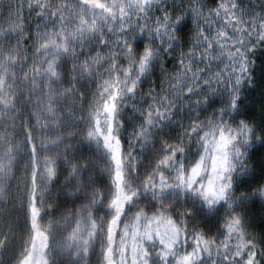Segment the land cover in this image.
Listing matches in <instances>:
<instances>
[{
	"label": "snow or ice",
	"instance_id": "1",
	"mask_svg": "<svg viewBox=\"0 0 264 264\" xmlns=\"http://www.w3.org/2000/svg\"><path fill=\"white\" fill-rule=\"evenodd\" d=\"M149 3L150 0H77L75 4L66 2L53 5L45 0H35L34 4L28 5V13L24 12L23 7L16 16L10 12L6 20L9 31L16 30V17L27 21L33 15L43 23L48 18L55 19L60 28L33 30L29 25L28 34L23 39L26 46L24 49L17 44L13 50L11 37L7 38L6 50L0 53V117L10 116L15 106V95L11 93L13 88L20 86L15 79V64L18 60L22 59L24 62L25 80L35 87L38 81L34 77L37 75L56 78L59 57L69 49L68 41L75 37L83 44L95 36L101 51L94 62L103 63V48L108 42L104 28L111 29L119 22L120 31L126 32L129 27L127 21L131 19L133 12L136 13L139 24L141 14ZM213 4L215 7L209 10V14L219 17V21L212 22L216 23V28L210 30L209 25L202 24L199 35L194 37V43L187 48V53L214 58L217 55L228 57L236 85L232 107L239 109L242 102L238 86L244 82L252 83L248 77L251 65L255 63L252 56L256 45L253 41L245 44V29L238 28L237 37L225 27L237 21L234 0H213ZM169 15L167 11L162 16L158 15L155 18L156 27H167ZM68 24L71 26L70 32L66 30ZM260 27L258 35L264 43V21L260 22ZM120 39L139 63L118 65L114 58L116 53L112 52L110 67L116 70L100 78L96 92L87 105V121L81 128L85 138L96 142L107 156L106 161H89V167L107 169L111 183L106 187H97L94 181H81L80 160L67 153L66 145L61 160L62 139L57 131L61 121L56 112L57 93L50 90L37 96L32 115L25 118L19 132L7 125L0 128V144L5 146V152L0 155V199L8 198L5 183L17 160H23L24 172L17 182L24 184V193L19 199L29 225V231L17 245L16 225L12 218L0 217L5 233L3 243H0V252H6L11 257V264H51L49 227L53 221L49 222L48 227L41 224L44 201L51 199V192L43 180L56 177L66 164L69 177L76 181L73 190L82 187L85 195L80 197V205L72 210H65L55 221L66 226V231L56 242V249L74 258L62 264H264V230L259 233L252 230L246 223L245 216L238 210L246 204L244 197L248 194L241 196L237 204L226 197L231 178L229 177L228 183L224 182L225 174L233 167V155L245 157L242 166L246 169L247 157L257 151L255 148L246 150L243 146L255 145L259 139L260 151L264 152V121L255 124L246 118L239 120L235 127L221 123L213 126L210 132L202 133V151L198 158H193L190 169L183 163L186 157L181 156L182 144H173L167 137L162 138L155 153L146 160L145 171L141 175L142 185L153 191V203L150 208L145 207L137 202L138 189L127 181L124 141L116 124L122 89L126 86L129 91H134L139 80L138 75L131 79L128 77L132 75L134 68L136 72L143 73L149 64L155 62L157 55L150 46H134L126 38ZM28 49L33 53L31 58L28 56ZM168 50L172 51L171 46H168ZM173 59H177V70L184 64L191 70L192 61L185 59L183 50L178 57L173 53ZM208 67H211L210 63ZM82 70L87 71V66ZM204 71L200 69L201 75ZM29 72L32 77H29ZM261 72L264 73V68H261ZM177 74L180 73H173V87L177 84ZM261 78L264 79V75ZM9 80L12 81L8 87L11 95L6 96L4 86ZM210 82L205 78V84ZM181 86L185 88L186 95L192 93L191 88ZM81 95L85 94L82 92ZM164 105L165 99L161 97L148 108L136 106L141 112V122L133 129L137 137H142L145 141L151 140L152 127L166 115L167 108ZM33 119L42 121L39 144L31 123ZM195 124L193 122L191 131H197ZM238 140L240 144H237ZM22 150H26V158ZM173 167L177 168V175L173 183H169L168 170ZM202 174H207V181H200L199 187H195ZM256 185L253 191L264 197V184L256 182ZM175 186L194 189L209 205L227 200V208L216 222L215 230L194 226L189 234L187 220L181 223L174 214V206L170 207L165 203L167 190Z\"/></svg>",
	"mask_w": 264,
	"mask_h": 264
},
{
	"label": "clouds",
	"instance_id": "2",
	"mask_svg": "<svg viewBox=\"0 0 264 264\" xmlns=\"http://www.w3.org/2000/svg\"><path fill=\"white\" fill-rule=\"evenodd\" d=\"M46 3L61 5L66 2L72 4L77 0H45ZM234 9L237 21L235 24L229 23L225 27L239 36L237 29H245L243 39L247 45L249 41L255 42V49L252 58L255 63L251 65L249 79L252 83L244 82L239 87V97L241 106L239 109L232 107L233 92L236 87L234 74L231 71V61L227 56L217 55L201 56L197 53L188 54L187 48L194 43V37L199 35V27L202 24L210 26V30L216 28L219 17L209 14V10L214 8L213 0H150L146 10L141 14L139 24H137L136 13L133 12L131 19L127 21L129 27L126 32L119 29V22L111 29L104 28L107 35V44L104 45L103 63L94 62L97 54L101 51L100 44L96 43V37L92 36L86 43L75 37L68 41L69 49L59 57V67L55 79L37 75L34 78L38 81L35 87L26 81L23 75L25 65L22 59L15 64V79L20 84L12 89L15 95V106L11 110L10 116L0 117V128L8 126L19 132L20 126L25 122V118L32 115V109L36 102V97L55 90L56 112L59 114L61 124L57 127L61 135L60 145L61 160L67 146V153L80 160L82 169L81 181L96 182L97 187H106L111 183L107 169L99 167H89V161L107 160V156L102 147L96 142L90 141L81 132V128L88 118L87 105L92 100L96 92L100 78L110 75L116 69L110 67L113 59L112 52L116 53L115 59L124 66L138 65L139 61L134 54H130L121 37L126 38L128 43L150 46L157 58L155 62L149 64L143 73L136 72L132 75L139 76L137 86L134 91H129L125 86L122 89L119 101L117 130L124 141V161L126 177L128 183L138 189L137 202L145 207H151L153 203V191L146 189L142 185L141 175L145 171L146 160L151 157L158 147L159 141L167 137L171 143L182 144V157H186L183 163L190 169L194 162V157L198 158L202 151L201 134L210 132L213 126L231 125L235 127L239 120L250 119L255 124L264 121V79H262L261 68H264V43L260 41V22L264 21V0H234ZM35 3V0H0V53L6 50L7 38L11 37V47L14 50L19 44L21 49L26 48L23 39L27 36L29 25L33 30H47L60 25L57 20L48 18L43 23L31 16L27 21L16 17V30L9 31L6 23L9 13L16 16L23 7L24 12L30 10L28 5ZM167 11L170 15L167 27H156L155 18ZM143 28V30H141ZM66 30L71 31L70 24L66 25ZM95 45V47H93ZM171 46L172 51L168 50ZM230 46V41H229ZM239 46V45H238ZM185 52V59L192 61V68L188 70L187 65H180L177 70V59H173V53L179 56L180 51ZM219 51V50H218ZM33 55L28 49V56ZM28 63H31L29 59ZM209 63L211 67H208ZM87 66L88 70L82 68ZM200 69H204L201 75ZM11 71V70H9ZM173 84V73L177 72ZM186 73V74H185ZM124 74L122 73V76ZM29 77L32 73L29 72ZM205 78L211 82L205 84ZM199 80V83H197ZM12 83L9 80L4 86V94L10 96L8 87ZM186 85L192 89V93L185 94ZM85 95H81V93ZM161 97L165 99L166 115L160 119L151 129L152 137L150 141H145L142 137H137L133 129L140 123L141 112L138 107L148 108L153 106V101H158ZM239 113V114H238ZM155 119V113H153ZM123 122V123H121ZM193 122L197 131H191ZM32 127L37 135V143H40L42 135V121L32 120ZM240 144V141H237ZM247 149H257L247 157L248 167L242 166L245 157L233 155V167L225 174L224 182H229L230 187L226 191V197L239 204V198L245 193L246 204L239 208L245 216V221L252 230L259 233L264 230V197H260L253 190L256 182L264 184V152L260 151L261 142L257 139L256 144L243 146ZM26 158V150H22ZM5 152V146L0 144V155ZM62 171L51 180L44 178L43 182L51 192V199L44 201V213L41 217V224L49 227L51 236V247L49 255L51 264H62V262L72 261L74 258L67 253H60L56 249V242L66 231L63 223H55L65 210H72L82 203L80 197L85 195L84 189L73 190L76 183L74 178H70L67 172V165H63ZM24 172L23 160L18 159L10 173V178L5 186L8 192L7 199H0V217H11L16 225L15 240L19 245L22 236L29 231L26 222L22 203L19 199L24 193L23 182L18 184V178ZM177 175V168L168 170L169 183H173ZM207 174H202L195 187H199L200 181L206 182ZM167 203L174 206V214L178 216L180 222L186 219L189 227V234L194 226L205 230L212 228L221 219V213L227 208V200H219L213 205H209L205 199L194 189L175 186L167 190ZM51 205V207H49ZM134 207V205H133ZM5 233L2 230L0 221V243H3ZM12 242L11 236L9 243ZM0 264H11V257L6 252H0Z\"/></svg>",
	"mask_w": 264,
	"mask_h": 264
},
{
	"label": "trees",
	"instance_id": "3",
	"mask_svg": "<svg viewBox=\"0 0 264 264\" xmlns=\"http://www.w3.org/2000/svg\"><path fill=\"white\" fill-rule=\"evenodd\" d=\"M262 74H264V73H262Z\"/></svg>",
	"mask_w": 264,
	"mask_h": 264
}]
</instances>
